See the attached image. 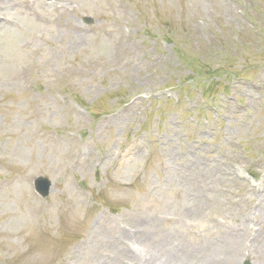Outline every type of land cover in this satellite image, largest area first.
Here are the masks:
<instances>
[{"label": "rangeland", "instance_id": "obj_1", "mask_svg": "<svg viewBox=\"0 0 264 264\" xmlns=\"http://www.w3.org/2000/svg\"><path fill=\"white\" fill-rule=\"evenodd\" d=\"M0 16V264H264V0Z\"/></svg>", "mask_w": 264, "mask_h": 264}, {"label": "water", "instance_id": "obj_2", "mask_svg": "<svg viewBox=\"0 0 264 264\" xmlns=\"http://www.w3.org/2000/svg\"><path fill=\"white\" fill-rule=\"evenodd\" d=\"M40 185H41L42 188L44 187L43 194L47 195L48 191H49V186H50L49 181L47 179H45V178H42V179H40V182H39V186ZM45 187H46V190H45Z\"/></svg>", "mask_w": 264, "mask_h": 264}, {"label": "bare ground", "instance_id": "obj_3", "mask_svg": "<svg viewBox=\"0 0 264 264\" xmlns=\"http://www.w3.org/2000/svg\"><path fill=\"white\" fill-rule=\"evenodd\" d=\"M3 20V17L2 16H0V21H2Z\"/></svg>", "mask_w": 264, "mask_h": 264}]
</instances>
